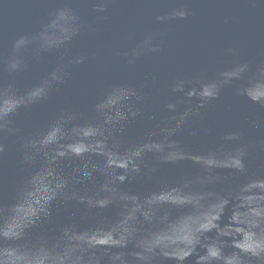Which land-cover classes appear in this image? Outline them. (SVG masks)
Here are the masks:
<instances>
[{"label":"water","instance_id":"1","mask_svg":"<svg viewBox=\"0 0 264 264\" xmlns=\"http://www.w3.org/2000/svg\"><path fill=\"white\" fill-rule=\"evenodd\" d=\"M95 3L96 0H0V65L11 55L19 36L41 31L51 13L60 7L74 8L83 25L66 49L53 51L42 61H33L32 71L18 78L22 86L35 83L58 62L68 63L78 55L87 57L84 64L69 67V83L58 87L50 100L16 115V126L21 129L17 136L3 134L6 147L0 154V202L14 203L17 185L30 172L22 163L20 139L43 129L61 110L79 109L87 119L92 115L93 103L111 85L135 86L144 96L143 115L127 125L119 152L130 157L132 149L165 151L164 144L139 146L149 133L158 130L162 121L170 118L171 113L164 105L176 96H183L171 92L174 81L188 80L187 87L194 85L199 91L201 79L215 78L222 69L251 61V75L258 63H264V0H109L104 12L97 11ZM181 6L189 10L186 18L156 19ZM149 35L162 50L145 52L129 64L124 53H131ZM26 58L33 60L31 52L26 53ZM10 78L11 74L0 69V80ZM255 79L258 82L254 90L264 92V77ZM187 103L194 107L195 98ZM185 106L181 105V110ZM252 120L264 121V107L236 96L234 86L225 87L219 100L191 119V127L200 129L199 138L189 135L178 138L188 157L184 162L157 165L153 179L129 178L111 192L112 206L96 210L99 216L80 221V230L103 247H108L114 237L126 240L127 247H113L114 253H133L140 246L155 248L166 254L167 264H174L176 258L184 256L185 242L193 234L200 238L196 251L201 254L208 244H218L225 256L237 254L234 243H251L250 239L245 241L247 235L264 233V219L253 211L264 209V186H249L253 181L264 180V127L250 128ZM233 130L243 131L246 141L257 142L248 157L246 176L232 175L224 166L229 163L226 151L216 150L219 136ZM77 135L89 144L98 140L88 128L79 130ZM152 139L163 137L157 135ZM209 153H214V158L203 157ZM147 159L153 160L151 153ZM78 163L77 159L64 160L65 173L71 175ZM209 165L217 166L209 171L218 179L215 182L195 179L202 166ZM99 182L100 178L90 182L86 191L94 192ZM38 195H44L43 188ZM83 211V205L71 202L65 207L57 201L53 204L51 223L34 233L53 235L69 221L70 213H77L75 218L79 221ZM210 221L218 226L197 232ZM7 243L0 242L3 246ZM192 259L194 256L186 264H192Z\"/></svg>","mask_w":264,"mask_h":264},{"label":"clouds","instance_id":"2","mask_svg":"<svg viewBox=\"0 0 264 264\" xmlns=\"http://www.w3.org/2000/svg\"><path fill=\"white\" fill-rule=\"evenodd\" d=\"M109 0H96L94 8L99 12L107 10ZM186 6L174 8L168 15L158 16V21L172 18H186L189 15ZM82 23L76 10L63 6L51 13V19L35 35H21L12 45V53L7 61L0 65L2 71L11 74V78L0 80V154L5 151L3 134L17 136L21 129L16 126V115L32 109L50 100L56 89L69 83V67L85 63L87 57L78 55L68 63L58 62L47 70L35 83L22 86L19 77L32 71L33 61H42L53 51L66 49L81 30ZM153 36H147L131 53H124L128 63H135L136 58L145 52H159L161 46L153 43ZM235 52V49H228ZM31 52L33 60L26 58ZM63 61V57H61ZM252 72V62L242 61L230 68L220 70L215 78H203L196 86L187 87L190 81L177 79L171 85L173 94L183 93L164 107L171 113L168 120L162 121L157 131L139 147L149 144H164L165 151L148 148L147 151L130 150L120 153L119 142L124 136L127 125L143 115L141 105L143 93L135 86L113 84L93 103L92 115L84 119L79 109L61 110L43 129L23 136L19 142L22 163L30 169L16 189V199L12 204L0 202V242L7 241V246L0 244V264H167L165 253L155 248L138 247L133 253H114L113 247L126 248L127 241L114 237L108 247L101 246L85 236L80 230V221L99 216L96 210L107 209L114 202L110 199L113 190L126 183L129 178L146 177L153 179L159 164L178 165L188 157L183 153L179 141L182 135L199 138V128L191 127V119L206 111L209 104L219 100L225 87L234 86L238 97H246L253 104L264 107V92L254 90L258 82L256 77H264V63L256 65ZM239 82V83H237ZM195 98V106L187 102ZM181 105H186L181 110ZM250 128L264 127V121L252 120ZM84 128L91 130V135L98 138L95 144H89L77 135ZM162 135V140L152 137ZM264 143V142H262ZM257 142L246 141L243 131L224 132L217 140L216 150H225L229 168L234 176H246L249 172L248 157ZM169 152L174 154L170 155ZM151 153L153 160L147 159ZM102 155L103 159L96 157ZM214 153L203 154L213 157ZM66 159H77L79 163L68 175L63 169ZM121 163H117V161ZM216 165L202 166V171L195 179L215 182L218 177L209 168ZM96 184L94 192L86 191L90 182ZM250 187L264 186V180L253 181ZM44 189V195H38ZM62 202L67 207L71 202L84 206L79 221L77 213H70V219L53 235L35 234L34 230L43 227L52 220L53 204ZM255 215L264 219V209H254ZM219 214L215 219H219ZM213 222L204 223L197 232L208 231L217 227ZM234 243L237 254L225 256L218 244H208L203 254L196 251L200 238L193 234L185 243L183 257L176 258L174 264H186L194 256L192 264H264V233L251 232L245 241ZM26 243L27 247H21ZM131 257V259L129 258Z\"/></svg>","mask_w":264,"mask_h":264}]
</instances>
